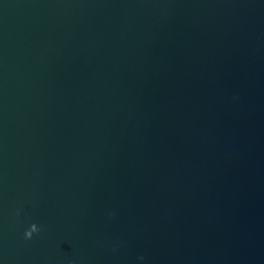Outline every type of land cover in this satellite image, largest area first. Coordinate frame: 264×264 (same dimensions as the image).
<instances>
[{"label":"water","instance_id":"95a60500","mask_svg":"<svg viewBox=\"0 0 264 264\" xmlns=\"http://www.w3.org/2000/svg\"><path fill=\"white\" fill-rule=\"evenodd\" d=\"M0 264H264V0H0Z\"/></svg>","mask_w":264,"mask_h":264}]
</instances>
